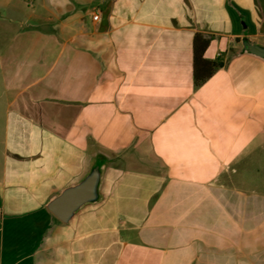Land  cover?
I'll return each instance as SVG.
<instances>
[{
	"label": "crops",
	"instance_id": "crops-1",
	"mask_svg": "<svg viewBox=\"0 0 264 264\" xmlns=\"http://www.w3.org/2000/svg\"><path fill=\"white\" fill-rule=\"evenodd\" d=\"M0 17V264L247 263L264 58L244 43L264 48V0H0ZM195 33L225 61L198 88ZM97 165V200L62 222L48 203Z\"/></svg>",
	"mask_w": 264,
	"mask_h": 264
},
{
	"label": "water",
	"instance_id": "water-1",
	"mask_svg": "<svg viewBox=\"0 0 264 264\" xmlns=\"http://www.w3.org/2000/svg\"><path fill=\"white\" fill-rule=\"evenodd\" d=\"M245 49L264 58V48L246 41ZM101 177L100 167L95 166L78 184L67 187L47 205L48 209L62 222H68L84 204L98 198V185Z\"/></svg>",
	"mask_w": 264,
	"mask_h": 264
},
{
	"label": "trees",
	"instance_id": "trees-1",
	"mask_svg": "<svg viewBox=\"0 0 264 264\" xmlns=\"http://www.w3.org/2000/svg\"><path fill=\"white\" fill-rule=\"evenodd\" d=\"M213 36L195 33L193 40V80L195 88L203 85L218 69L224 66L222 58L213 60L205 57Z\"/></svg>",
	"mask_w": 264,
	"mask_h": 264
},
{
	"label": "rangeland",
	"instance_id": "rangeland-1",
	"mask_svg": "<svg viewBox=\"0 0 264 264\" xmlns=\"http://www.w3.org/2000/svg\"><path fill=\"white\" fill-rule=\"evenodd\" d=\"M0 17V50L4 45V40L6 34L10 32L9 28L5 26ZM14 28V27H13ZM13 30V29H12ZM264 164V161H262ZM262 176L264 177V171L262 172ZM262 190V188H260ZM255 219L251 218V229H253L256 225ZM250 252L247 263L244 264H264V232L263 233H251L250 234ZM233 256L236 257V250L233 251Z\"/></svg>",
	"mask_w": 264,
	"mask_h": 264
},
{
	"label": "built area",
	"instance_id": "built-area-1",
	"mask_svg": "<svg viewBox=\"0 0 264 264\" xmlns=\"http://www.w3.org/2000/svg\"><path fill=\"white\" fill-rule=\"evenodd\" d=\"M94 19H98V15L97 14L94 15ZM0 218H1V213H0Z\"/></svg>",
	"mask_w": 264,
	"mask_h": 264
}]
</instances>
